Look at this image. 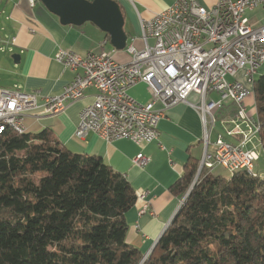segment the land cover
I'll use <instances>...</instances> for the list:
<instances>
[{"label":"trees","instance_id":"obj_1","mask_svg":"<svg viewBox=\"0 0 264 264\" xmlns=\"http://www.w3.org/2000/svg\"><path fill=\"white\" fill-rule=\"evenodd\" d=\"M252 89L264 151V77ZM198 167L189 162L172 191L185 197ZM136 201L100 157L71 153L48 129L9 130L0 139V264H141L125 220ZM143 264H264V178L204 168Z\"/></svg>","mask_w":264,"mask_h":264},{"label":"built area","instance_id":"obj_2","mask_svg":"<svg viewBox=\"0 0 264 264\" xmlns=\"http://www.w3.org/2000/svg\"><path fill=\"white\" fill-rule=\"evenodd\" d=\"M28 2L31 8L41 3ZM260 7H264V0H218L211 8L197 0H177L152 19L141 20L144 47L138 49L133 39L125 49L131 57L127 63L116 61L105 50L85 56L59 50L56 60L75 72L74 79L56 96L2 90L0 139L9 130L26 134L27 113L41 110L45 116H57L83 100L86 91L93 88L94 102L80 114L75 134L78 139L94 133L107 143L125 139L140 146L150 144L159 139L158 124L167 112L185 103L199 112L203 123L204 152L197 175L204 168L213 171L222 167L231 176L245 171L257 177V147L245 148L255 140L261 146L258 119L249 116L245 108L253 89L238 81L229 82L228 78L245 70L253 86L264 67V26H252L246 17L248 11ZM0 50L6 51L1 42ZM139 84H145L150 92L148 103H140L130 95V90ZM213 93L220 96L218 101L212 99ZM191 95L198 98L196 103L189 101ZM228 104L236 106V115L228 125L223 123L224 132L213 142L211 136L218 123L214 111ZM234 136L242 138L239 145L225 139ZM133 163L143 168L149 158L139 154ZM136 196L145 201L148 192L141 191ZM145 204L142 213L148 208Z\"/></svg>","mask_w":264,"mask_h":264},{"label":"crops","instance_id":"obj_3","mask_svg":"<svg viewBox=\"0 0 264 264\" xmlns=\"http://www.w3.org/2000/svg\"><path fill=\"white\" fill-rule=\"evenodd\" d=\"M176 1L120 0L125 18L124 30L129 36L127 45L135 39V46L142 49L141 20L152 19ZM197 1L206 8L218 2ZM246 17L252 26H264V7L248 11ZM0 19V42L6 49L4 52L0 50V95L2 90L25 93L39 91L42 97L61 94L75 77V72L56 60V54L61 49L82 56L105 50L120 63H127L131 59L125 50L116 51L110 44L109 35L95 25L86 23L82 26H64L42 3L31 8L28 0H1ZM12 39L14 42L11 44ZM7 52L12 53L11 57L7 56ZM13 55L20 56L19 63L14 62ZM259 77H264V67L259 70L255 80ZM232 78L233 82L253 87L245 77V70H239ZM95 95L93 88L88 89L83 100L70 105L57 116H45L41 110L27 113L24 116L26 134L35 135L48 129L71 153L100 157L115 173L130 182L136 194L148 192L146 200L137 199L125 215L129 226L127 242L139 249L145 257L153 251L181 208L184 197L174 193L172 187L184 176L189 162L202 160V118L195 108L183 103L167 112L166 118L158 124L159 139L150 144L140 146L125 139L107 143L94 133L80 140L75 135L80 114L87 105L94 102ZM130 95L140 103H148L151 99L145 84L133 87ZM189 101L196 103L198 98L191 95ZM245 108L249 116L257 118L254 96L246 99ZM236 112L237 108L233 104L225 105L218 111L219 133L224 132L223 123L227 124ZM225 139L234 145L242 141L240 136ZM252 145L248 144L245 148L250 149ZM139 154L149 158V163L143 168L133 163ZM145 202L148 208L142 213Z\"/></svg>","mask_w":264,"mask_h":264},{"label":"water","instance_id":"obj_4","mask_svg":"<svg viewBox=\"0 0 264 264\" xmlns=\"http://www.w3.org/2000/svg\"><path fill=\"white\" fill-rule=\"evenodd\" d=\"M40 2L51 14L59 18L62 25L82 26L91 23L109 35L110 44L116 51L126 49L129 36L124 30L125 18L119 2L115 0H40ZM19 59V55H13L15 63H19ZM198 176L185 195L181 206L193 190ZM146 258L148 257L145 256L143 261Z\"/></svg>","mask_w":264,"mask_h":264},{"label":"rangeland","instance_id":"obj_5","mask_svg":"<svg viewBox=\"0 0 264 264\" xmlns=\"http://www.w3.org/2000/svg\"><path fill=\"white\" fill-rule=\"evenodd\" d=\"M1 26H2V23H1V19H0V27ZM11 55H12V53L7 52L8 57H11ZM228 81L233 82V78L229 77ZM249 84L251 85V83H249ZM252 96H254V95L252 94ZM211 97L214 101H218L220 99V96L217 93H213ZM218 111H219V109H215V111H214V115L216 116V119L218 117V114H217ZM217 121H218V119H217ZM219 131H220V125H218V123H217L215 131L213 132V134L211 136V140L213 142L216 140V136L218 135ZM254 145L257 147L256 151L259 153V160L255 163L256 172L261 176V178H264V151H263L262 145L261 146L258 145L257 140L254 141ZM212 173L216 176H222V177H225V176L228 177L229 176V173L225 169H223L222 167L214 169L212 171ZM143 256H144V254H143ZM143 260H144V257H143ZM143 260L141 261V264H143L145 262Z\"/></svg>","mask_w":264,"mask_h":264}]
</instances>
